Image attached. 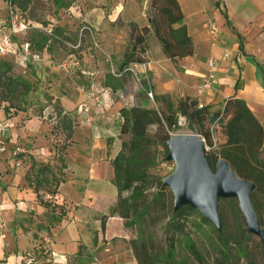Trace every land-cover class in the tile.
<instances>
[{
  "label": "rangeland",
  "instance_id": "rangeland-1",
  "mask_svg": "<svg viewBox=\"0 0 264 264\" xmlns=\"http://www.w3.org/2000/svg\"><path fill=\"white\" fill-rule=\"evenodd\" d=\"M58 1L60 0H33L29 9L21 13L25 18H29L30 14L34 15L36 19L30 20L39 23L46 33L50 30L51 35L48 37L36 29H30L18 36V41L22 44L30 43L31 38L38 39L41 34L47 38L46 47L43 50L32 47L40 54L39 60L31 61L26 66L20 63V60L10 64L12 70L8 73L9 76L33 86L25 96L15 94L11 107L3 101L5 93L0 84V106L4 107V114H0V119L10 118L9 108L14 110L15 116L14 125L5 131V150L0 153V161L7 164L10 162L14 166L15 161H21L22 166L27 167L32 158L26 150L40 149L38 155H34L36 160L48 162L53 160L55 149H61L64 143H69V174H73L72 171H77L79 162L84 161L81 144H89L85 132L87 128L100 125H108V129L113 127L117 138L115 146L121 148V142L127 141L129 136H119L121 120L118 108L163 107L155 99L152 101L146 97V91L143 90L145 87L150 88L154 96H165L172 103L173 110H176L179 101L186 97L197 100L194 96L198 93L199 81L193 70L196 62L193 52L189 56L175 59L174 62L163 53L148 22L150 0H89L93 1L90 4L87 0H63L60 5ZM7 2L8 0H0V23L7 20ZM134 26L148 27L143 42L145 51L142 53L139 49L142 46L136 51L132 50L142 62L129 65L132 70L127 74L124 89L113 92L106 88L105 91V74L116 71L122 63L125 51L131 49L135 37ZM69 54H74L79 60L77 68L62 67V63L69 65ZM61 103L71 108L67 111L74 120L73 131H76L77 144L72 140L73 135L69 140L65 139L66 128L51 120V112L56 113L59 108L66 110ZM79 111L86 114L81 118ZM29 120H33L32 123L27 122ZM178 126L169 132L170 136L176 133L196 134L201 139L197 124L189 128L182 117ZM209 126L206 120L201 130H207ZM108 135L109 133H104V137ZM201 141L204 143L202 139ZM111 148L112 146L108 150ZM150 150L154 157V165L149 168L152 177L163 179L176 170L174 161L165 159L168 153L167 145H155ZM69 189L70 186L66 184L63 191L67 192ZM153 191H147V202L152 198ZM230 199L221 198L219 201L226 226V247L221 245L215 226L206 220L198 209L187 219L186 234L202 254V264H248L249 260L264 264L262 241L248 231L244 216L235 208L238 207V202L236 201V204ZM161 202L150 206L141 227L138 224L127 227V245L132 249L133 245L139 247L141 240L146 241L157 259L154 264H198L180 242L175 244L171 255H167L165 225L174 204L173 193L168 187H165ZM139 203L140 206L145 204ZM261 217L264 224L263 212ZM237 235L243 237L241 245L236 243ZM44 242L38 243L37 247L41 246L45 252L48 251V255L45 260L39 259L34 264L45 263L51 255L50 238H45ZM137 249L141 254L140 248ZM83 250L74 264L84 261H87V264L96 262L92 255L90 260H86L87 254Z\"/></svg>",
  "mask_w": 264,
  "mask_h": 264
},
{
  "label": "crops",
  "instance_id": "crops-1",
  "mask_svg": "<svg viewBox=\"0 0 264 264\" xmlns=\"http://www.w3.org/2000/svg\"><path fill=\"white\" fill-rule=\"evenodd\" d=\"M87 1L89 4L93 2ZM177 1L196 61L193 70L199 89L194 97L199 106H207L214 111L222 108L228 98L243 100L263 126L264 157V73L256 65L264 62V0ZM208 23H213L220 30L214 44L204 27ZM208 59L215 61L216 74L211 88L206 89L202 85L208 73ZM106 88L103 86L105 91ZM105 104L110 106L107 102ZM61 105L66 108L63 111H70L71 108ZM81 113L82 118L86 112ZM107 126H96L95 131L94 127L85 130L89 144H81L84 161L79 162L73 174H69L67 146L65 181L59 185L56 195L44 196L45 201L62 206L66 212L60 224L52 228L47 227V216L57 212H48V208L41 206L24 179L30 164L23 167L21 161H15V166L0 161V260H4L0 264H21L25 254L38 243L44 244L45 238H50L52 252L43 264H74L81 244L82 250L96 259V262L88 264H138L127 245L129 234L123 220L110 216L104 220V227L101 226V216L109 215L117 201L109 160L120 148L115 146V129ZM104 133L109 135L104 137ZM75 136L76 131H73L74 142L77 141ZM108 137H113L109 150L106 144ZM39 151L26 150V153L36 162H41L34 156ZM66 184L70 189L64 192Z\"/></svg>",
  "mask_w": 264,
  "mask_h": 264
},
{
  "label": "trees",
  "instance_id": "trees-1",
  "mask_svg": "<svg viewBox=\"0 0 264 264\" xmlns=\"http://www.w3.org/2000/svg\"><path fill=\"white\" fill-rule=\"evenodd\" d=\"M10 2L23 13L29 9L33 0H10ZM58 2V5H60L63 0ZM149 5V26L156 40L160 43L163 53L173 62L177 58L191 55L193 52L192 43L186 26L182 24L184 15L178 1L150 0ZM30 15L29 19H36L34 15ZM223 15L227 20L226 13ZM147 33V26L133 27L135 37H133L131 49L125 51L122 63L116 71L105 74L103 86L113 92L124 89L127 74H129L126 69L131 63L142 62L132 50L136 51L142 46L139 49L142 53L145 51L143 42L144 35ZM39 35L40 37L36 40L30 39V46H36L39 50H43L46 47L47 38L41 34ZM237 35L240 37L239 34ZM239 47L243 51L241 43ZM256 65L264 73V62L256 63ZM11 70L12 67L9 63L0 60V84L3 86L5 93L3 101H6L9 107L12 106L11 100L15 94L25 96L33 88L27 82L18 81L9 76L8 73ZM143 90L145 91L146 88L144 87ZM154 99L161 103L163 107L122 106L118 111L121 120L119 136L128 135L129 139L121 142L120 150L110 159L113 169V183L117 189V201L111 208L109 215L101 216V226L104 227L106 218L116 216L123 219L126 228L135 224L141 227L150 206L156 202L162 203L161 196L165 191V186L162 185L164 178L152 177L149 173V168L154 165V157L151 155L150 148L155 145L165 146L172 136L169 135V132L179 127V117H183L189 128L193 124L198 125L199 135L204 141L206 159L212 170H214L217 161L223 159L240 178L253 182L254 190L251 193V203L257 214L259 226L264 228L261 217V213H264L263 126L253 115L247 104L238 98H228L222 108L211 111L207 106H199L197 100L186 97L180 100L176 110H173L172 103L165 96L155 95ZM206 120H208L210 126L207 130L202 131V124ZM55 122L66 128L65 139L69 140L73 135L74 120L72 116L59 108L56 112ZM112 142L113 137L106 139L108 148ZM67 144L69 145V143H64L61 149L54 150L52 163L50 161L36 162L32 159L29 171L24 176L27 185L36 195L38 203L48 208V212H57L56 215L47 216L48 228L60 224L62 218L66 215L62 206L45 201L44 196L53 197L56 195L59 185L65 181L64 171L67 169L65 150ZM62 151L64 155H61ZM149 189L154 191L152 198L147 202L146 197ZM230 200H233L236 204L238 202L235 198ZM219 201L220 199L217 202V211L221 229L219 230L216 227L214 229L218 232L221 245L226 247L228 244L225 237L226 226L224 225ZM139 202H145V204L140 206ZM173 207L170 209V216L165 225L167 255H171L170 252L172 253L175 244L180 242L195 261L202 264V254L186 234L187 219L196 208L184 205L178 210H174ZM235 208L240 211L239 206ZM236 243L241 245L243 237L237 235ZM134 246H132V250L138 264H154L157 261L152 253L151 246L146 241L141 240L139 247ZM137 248H140L141 254L137 252L139 250ZM82 249L81 244L78 251L79 255ZM47 255L48 251L45 252L41 246L39 248L34 247L31 252L25 254V256L33 258V262L39 259L45 260ZM86 260H90V255H87ZM3 261L0 260V262ZM86 262L80 264H86ZM21 264H24V259ZM248 264L257 263L249 260Z\"/></svg>",
  "mask_w": 264,
  "mask_h": 264
},
{
  "label": "water",
  "instance_id": "water-1",
  "mask_svg": "<svg viewBox=\"0 0 264 264\" xmlns=\"http://www.w3.org/2000/svg\"><path fill=\"white\" fill-rule=\"evenodd\" d=\"M166 145L165 159L174 161L176 170L163 179L162 185L173 193V209L178 210L184 205L196 208L220 230L217 202L221 198H236L248 231L264 245V228L259 226L251 203L253 182L240 178L223 159L218 160L212 170L204 145L196 134H173Z\"/></svg>",
  "mask_w": 264,
  "mask_h": 264
},
{
  "label": "built area",
  "instance_id": "built-area-1",
  "mask_svg": "<svg viewBox=\"0 0 264 264\" xmlns=\"http://www.w3.org/2000/svg\"><path fill=\"white\" fill-rule=\"evenodd\" d=\"M22 12L13 4H11L10 0L7 2V20L4 23H0V60H3L9 64H13L16 61L20 60V63L28 64L31 61H36L40 59V54L32 49L30 46V43L24 42L22 44L18 41V36L23 35L27 33L30 29H36L39 32L44 33L48 37L51 35L50 30L48 33H46L42 26L39 23H34L29 18H25L21 14ZM212 43L214 44L220 35L219 28L214 25L213 23H208L205 26ZM67 62L69 65L62 63V67L67 69L69 68H77L79 66V60L74 54H69ZM207 67H208V73L205 76L203 87L206 89L211 88L212 81L215 78L216 74V64L213 59L207 60ZM132 69L130 66L126 69L127 72H130ZM146 97L152 101H154V94L152 90L146 89ZM29 107V105H28ZM4 107L0 106V114H4L3 111ZM10 109L9 113V119H0V153H2L5 150L4 146V135L5 131L12 127L13 122L12 120L15 119L14 116V110L12 108ZM5 118V117H3ZM51 120L56 121V113L51 112ZM182 120L181 117H179V121ZM18 164V163H17ZM33 258L29 256L24 257V264H33L35 262L32 261Z\"/></svg>",
  "mask_w": 264,
  "mask_h": 264
}]
</instances>
